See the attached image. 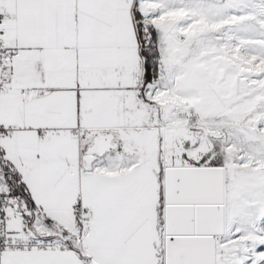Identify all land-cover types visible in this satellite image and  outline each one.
I'll list each match as a JSON object with an SVG mask.
<instances>
[{"label": "snow or ice", "instance_id": "snow-or-ice-1", "mask_svg": "<svg viewBox=\"0 0 264 264\" xmlns=\"http://www.w3.org/2000/svg\"><path fill=\"white\" fill-rule=\"evenodd\" d=\"M0 264H264V0H0Z\"/></svg>", "mask_w": 264, "mask_h": 264}]
</instances>
